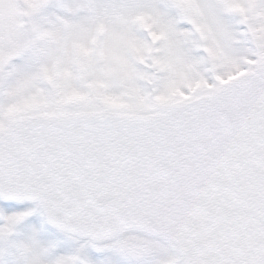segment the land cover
<instances>
[{
	"label": "snow or ice",
	"instance_id": "snow-or-ice-1",
	"mask_svg": "<svg viewBox=\"0 0 264 264\" xmlns=\"http://www.w3.org/2000/svg\"><path fill=\"white\" fill-rule=\"evenodd\" d=\"M0 264H264V0H0Z\"/></svg>",
	"mask_w": 264,
	"mask_h": 264
}]
</instances>
